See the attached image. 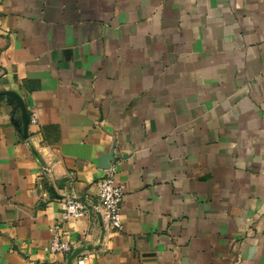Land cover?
Segmentation results:
<instances>
[{
    "label": "crops",
    "instance_id": "crops-1",
    "mask_svg": "<svg viewBox=\"0 0 264 264\" xmlns=\"http://www.w3.org/2000/svg\"><path fill=\"white\" fill-rule=\"evenodd\" d=\"M1 92L0 264H264V0H0Z\"/></svg>",
    "mask_w": 264,
    "mask_h": 264
},
{
    "label": "built area",
    "instance_id": "built-area-1",
    "mask_svg": "<svg viewBox=\"0 0 264 264\" xmlns=\"http://www.w3.org/2000/svg\"><path fill=\"white\" fill-rule=\"evenodd\" d=\"M30 122L38 124L37 113H32ZM106 176L98 184V199L101 204V215L105 223L116 232L123 230L122 205L125 200V192L122 186L116 182V170L111 166L106 172ZM87 215V210L83 203L76 199H69L61 214V218L52 228L53 238L45 251L51 255H68L73 246L70 242L62 239L63 224L70 219H79ZM87 257L78 261V264H85Z\"/></svg>",
    "mask_w": 264,
    "mask_h": 264
},
{
    "label": "water",
    "instance_id": "water-1",
    "mask_svg": "<svg viewBox=\"0 0 264 264\" xmlns=\"http://www.w3.org/2000/svg\"><path fill=\"white\" fill-rule=\"evenodd\" d=\"M0 96H5V97H8L9 99H13V100H16L18 101V103L21 105V107L24 109V106H23V103H22V100L20 98V96L14 92H1L0 93ZM25 117L27 119V122H26V127H25V130L27 132L28 130V125L30 123V117L28 116L27 112H25ZM117 161V158L115 156V153L114 151H111L109 154H105L101 157V160H100V167L103 169V170H109L112 166V163H115ZM76 254L80 253V250H78L77 252H75ZM72 262V259H70L69 261V264H71Z\"/></svg>",
    "mask_w": 264,
    "mask_h": 264
}]
</instances>
